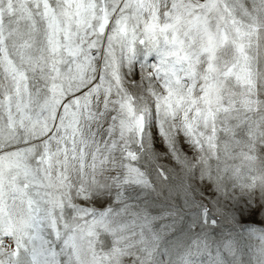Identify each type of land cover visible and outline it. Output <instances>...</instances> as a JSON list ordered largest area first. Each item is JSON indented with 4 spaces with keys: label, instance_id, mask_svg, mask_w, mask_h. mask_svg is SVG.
<instances>
[{
    "label": "snow or ice",
    "instance_id": "6c2138e0",
    "mask_svg": "<svg viewBox=\"0 0 264 264\" xmlns=\"http://www.w3.org/2000/svg\"><path fill=\"white\" fill-rule=\"evenodd\" d=\"M0 264H264V0H0Z\"/></svg>",
    "mask_w": 264,
    "mask_h": 264
}]
</instances>
